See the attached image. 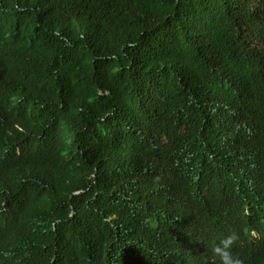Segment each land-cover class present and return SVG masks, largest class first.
<instances>
[{"label":"trees","instance_id":"1","mask_svg":"<svg viewBox=\"0 0 264 264\" xmlns=\"http://www.w3.org/2000/svg\"><path fill=\"white\" fill-rule=\"evenodd\" d=\"M264 264V0H0V264Z\"/></svg>","mask_w":264,"mask_h":264},{"label":"clouds","instance_id":"2","mask_svg":"<svg viewBox=\"0 0 264 264\" xmlns=\"http://www.w3.org/2000/svg\"><path fill=\"white\" fill-rule=\"evenodd\" d=\"M236 239V235H229L213 246L212 252L218 259L219 264H241V261L231 252V248L236 242Z\"/></svg>","mask_w":264,"mask_h":264}]
</instances>
